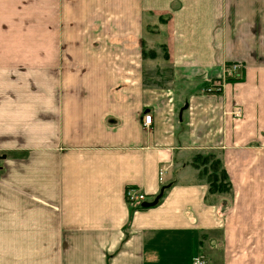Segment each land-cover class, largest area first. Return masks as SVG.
<instances>
[{
    "label": "crops",
    "instance_id": "1",
    "mask_svg": "<svg viewBox=\"0 0 264 264\" xmlns=\"http://www.w3.org/2000/svg\"><path fill=\"white\" fill-rule=\"evenodd\" d=\"M195 256L264 264V0H0V264Z\"/></svg>",
    "mask_w": 264,
    "mask_h": 264
},
{
    "label": "trees",
    "instance_id": "2",
    "mask_svg": "<svg viewBox=\"0 0 264 264\" xmlns=\"http://www.w3.org/2000/svg\"><path fill=\"white\" fill-rule=\"evenodd\" d=\"M227 79L233 80L236 78L227 77ZM192 164L199 169L201 178H205L204 175H207L206 181L209 185V193H231V181L222 160L215 152L209 151L195 155Z\"/></svg>",
    "mask_w": 264,
    "mask_h": 264
},
{
    "label": "built area",
    "instance_id": "3",
    "mask_svg": "<svg viewBox=\"0 0 264 264\" xmlns=\"http://www.w3.org/2000/svg\"><path fill=\"white\" fill-rule=\"evenodd\" d=\"M238 68H240L239 64H233L228 69L227 73L232 74V72L235 71ZM235 114L236 115H240L241 114V109L237 108L235 110ZM143 119H144V122L146 124H150L151 123V119H152V115L149 114V113L148 114L145 113ZM126 199H127V201H130V202H134V201L138 202V201H141V200H145V193L136 190L133 186H129L126 189ZM193 264H209V263L206 262L202 257L195 256V257H193Z\"/></svg>",
    "mask_w": 264,
    "mask_h": 264
},
{
    "label": "water",
    "instance_id": "4",
    "mask_svg": "<svg viewBox=\"0 0 264 264\" xmlns=\"http://www.w3.org/2000/svg\"><path fill=\"white\" fill-rule=\"evenodd\" d=\"M3 157H5V156H3ZM165 188H166V186H163L161 188L160 192L157 194V196L153 200H145L142 202L141 205L143 207H151V206L156 205L159 202L160 198L163 196Z\"/></svg>",
    "mask_w": 264,
    "mask_h": 264
},
{
    "label": "rangeland",
    "instance_id": "5",
    "mask_svg": "<svg viewBox=\"0 0 264 264\" xmlns=\"http://www.w3.org/2000/svg\"><path fill=\"white\" fill-rule=\"evenodd\" d=\"M208 166H209V164H208ZM204 176H206L207 177V175H204ZM206 177L204 178L205 180H206ZM200 257V256H199ZM206 262H207V260L204 258V257H202Z\"/></svg>",
    "mask_w": 264,
    "mask_h": 264
}]
</instances>
